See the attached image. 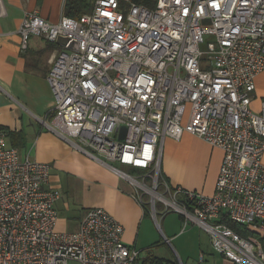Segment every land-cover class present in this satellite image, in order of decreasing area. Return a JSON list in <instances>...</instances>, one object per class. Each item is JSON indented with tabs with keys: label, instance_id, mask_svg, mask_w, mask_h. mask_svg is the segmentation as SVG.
<instances>
[{
	"label": "built area",
	"instance_id": "obj_1",
	"mask_svg": "<svg viewBox=\"0 0 264 264\" xmlns=\"http://www.w3.org/2000/svg\"><path fill=\"white\" fill-rule=\"evenodd\" d=\"M18 32L21 51L32 35L60 46L46 75L54 107L42 121L50 130L127 179L143 206L147 195L155 221L160 201L234 263L264 264V101L251 108L264 70V0H93L89 12L57 22L25 11ZM204 35L214 41L202 50ZM184 131L223 150L211 195L161 177L163 138ZM6 139L0 129V264L139 262L101 207H89L76 230H57L51 165L20 157ZM109 162L143 169L141 180ZM222 213L252 234L240 235Z\"/></svg>",
	"mask_w": 264,
	"mask_h": 264
},
{
	"label": "crops",
	"instance_id": "obj_2",
	"mask_svg": "<svg viewBox=\"0 0 264 264\" xmlns=\"http://www.w3.org/2000/svg\"><path fill=\"white\" fill-rule=\"evenodd\" d=\"M65 4L66 0H0V129L7 132L6 145L16 148L20 157L28 155L51 165L48 187L60 191L55 202L56 229L76 230L86 210L97 206L121 224L122 241L139 251V262L175 257L179 264H236L212 248L202 227L192 220L185 222L176 212H166L160 201L155 221L137 200L133 184L43 123L54 107L46 75L60 46L32 35L21 51L18 28L25 11L35 10L57 22L66 12ZM254 82L251 108L257 111L264 101V70ZM223 154L221 148L185 131L178 139L165 136L161 177L170 187L211 195ZM177 198L185 196L181 192Z\"/></svg>",
	"mask_w": 264,
	"mask_h": 264
},
{
	"label": "trees",
	"instance_id": "obj_3",
	"mask_svg": "<svg viewBox=\"0 0 264 264\" xmlns=\"http://www.w3.org/2000/svg\"><path fill=\"white\" fill-rule=\"evenodd\" d=\"M134 2L142 3V4H145L146 6L152 7L154 6L156 0H134ZM91 6H92V0H66L65 15L71 16V17H78L83 12L89 10ZM146 199H147V195H144L143 204H144L145 210L148 211L146 204H145ZM219 220L226 223L229 227H231L233 230H235L242 236H247L248 234H252L251 231L246 229L245 225L235 222V221H231L229 217L224 213L220 215ZM260 241H261L262 248L264 250V237L260 238ZM137 264H179V262L175 257H172L169 259L162 258V257H151L142 262H137Z\"/></svg>",
	"mask_w": 264,
	"mask_h": 264
},
{
	"label": "rangeland",
	"instance_id": "obj_4",
	"mask_svg": "<svg viewBox=\"0 0 264 264\" xmlns=\"http://www.w3.org/2000/svg\"><path fill=\"white\" fill-rule=\"evenodd\" d=\"M130 1H134V0H130ZM209 41H214V38L213 36L211 35H204V43L200 44V49L204 50L206 48V42H209ZM205 58H206V55H202L201 58H200V64H201V67L203 68H210V65L205 61ZM52 115V113L50 114ZM50 118V117H49ZM111 163L112 165H114L116 168L120 169L121 171L135 177L136 179H139L141 180V176L143 174V169H140V168H133L131 166H128V165H122V164H119L117 162H109ZM146 182L149 183L150 180L147 178L146 179ZM142 192V190H140ZM209 222H214L213 219H208Z\"/></svg>",
	"mask_w": 264,
	"mask_h": 264
},
{
	"label": "water",
	"instance_id": "obj_5",
	"mask_svg": "<svg viewBox=\"0 0 264 264\" xmlns=\"http://www.w3.org/2000/svg\"><path fill=\"white\" fill-rule=\"evenodd\" d=\"M124 131H125V127L122 126V128H121V137L123 136Z\"/></svg>",
	"mask_w": 264,
	"mask_h": 264
}]
</instances>
